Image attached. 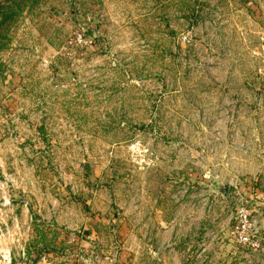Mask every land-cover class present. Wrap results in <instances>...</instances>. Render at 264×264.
<instances>
[{
  "label": "rangeland",
  "instance_id": "374dc122",
  "mask_svg": "<svg viewBox=\"0 0 264 264\" xmlns=\"http://www.w3.org/2000/svg\"><path fill=\"white\" fill-rule=\"evenodd\" d=\"M253 255L264 0H0V264Z\"/></svg>",
  "mask_w": 264,
  "mask_h": 264
},
{
  "label": "water",
  "instance_id": "95a60500",
  "mask_svg": "<svg viewBox=\"0 0 264 264\" xmlns=\"http://www.w3.org/2000/svg\"><path fill=\"white\" fill-rule=\"evenodd\" d=\"M220 191L226 196L228 188L227 187H222V189H220Z\"/></svg>",
  "mask_w": 264,
  "mask_h": 264
},
{
  "label": "crops",
  "instance_id": "0c3cea01",
  "mask_svg": "<svg viewBox=\"0 0 264 264\" xmlns=\"http://www.w3.org/2000/svg\"><path fill=\"white\" fill-rule=\"evenodd\" d=\"M251 258H252V262L251 263H253V264L257 263L258 259L256 258L255 255H253Z\"/></svg>",
  "mask_w": 264,
  "mask_h": 264
}]
</instances>
